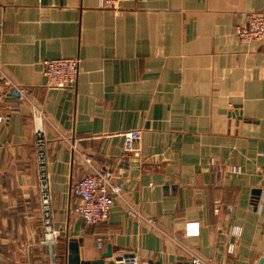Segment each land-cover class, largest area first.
I'll return each instance as SVG.
<instances>
[{"label":"crops","instance_id":"crops-1","mask_svg":"<svg viewBox=\"0 0 264 264\" xmlns=\"http://www.w3.org/2000/svg\"><path fill=\"white\" fill-rule=\"evenodd\" d=\"M252 13H264V0H134L116 11L99 0H0V69L29 99L0 86V264L48 262L31 105L47 118L58 264L65 238L80 240L82 260L109 247L97 264L121 254L140 264H264V43L234 34ZM68 57L79 59L75 86L46 88L42 60ZM128 130L140 133L131 152ZM91 168L112 170L123 189L104 222L86 225L70 188ZM130 207L142 217L129 218Z\"/></svg>","mask_w":264,"mask_h":264},{"label":"built area","instance_id":"built-area-1","mask_svg":"<svg viewBox=\"0 0 264 264\" xmlns=\"http://www.w3.org/2000/svg\"><path fill=\"white\" fill-rule=\"evenodd\" d=\"M123 1L134 0H99V6L104 9L116 11ZM234 34L240 43L260 42L264 43V13L248 14L246 18L235 25ZM42 74L45 80V87L48 89H62L73 87L76 84L79 73V59L76 57L68 58H44L41 62ZM5 86L9 92L15 94L17 102L27 101L28 92L21 86L12 82L0 69V86ZM2 93L0 91V124L5 116L1 113ZM16 106H10L9 110H15ZM32 119L34 123L33 136L35 147V159L38 165L39 178V201H40V222L42 227V238L40 240L48 252L47 264H58L55 243L59 235V230L53 227L52 208L50 203L49 187L46 183L47 156H46V138L42 122L45 121L46 114L40 108L31 105ZM123 137V148L126 152H131L132 145L140 138L138 130H128L120 134ZM133 152V151H132ZM133 154H136L133 152ZM87 165H91V160L87 156H82ZM209 168L213 179L216 180L221 172L220 166L213 160L209 162ZM232 172H239L237 166L231 168ZM122 186L115 180V176L110 169L91 168L83 176L78 178L70 188L71 194L75 198L73 213L76 214L86 225H94L104 222L108 218L109 210L113 205L115 197H122ZM219 207L217 201L214 204V210ZM228 209L232 206L227 205ZM129 218H141L133 207L126 210ZM151 224L152 220L147 219ZM241 227L234 225L229 229V234L239 237ZM197 232L195 224H187L186 233ZM97 245L100 246L101 238H96ZM234 243L227 244V251L233 252ZM112 264H140L135 254H121L115 258ZM177 264H209L203 260H192L180 262Z\"/></svg>","mask_w":264,"mask_h":264},{"label":"water","instance_id":"water-1","mask_svg":"<svg viewBox=\"0 0 264 264\" xmlns=\"http://www.w3.org/2000/svg\"><path fill=\"white\" fill-rule=\"evenodd\" d=\"M259 189L253 190L254 195L259 194ZM65 236L64 234H62ZM79 242L80 240L65 238L64 248H65V264H97L100 263L104 257H110V249L107 247V251L101 255V258L96 260H82L80 258L79 252Z\"/></svg>","mask_w":264,"mask_h":264}]
</instances>
